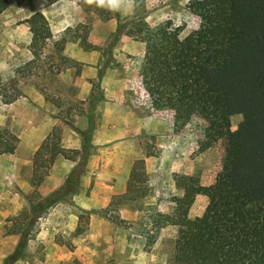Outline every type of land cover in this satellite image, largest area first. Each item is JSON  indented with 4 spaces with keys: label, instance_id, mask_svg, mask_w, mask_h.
Here are the masks:
<instances>
[{
    "label": "rangeland",
    "instance_id": "obj_1",
    "mask_svg": "<svg viewBox=\"0 0 264 264\" xmlns=\"http://www.w3.org/2000/svg\"><path fill=\"white\" fill-rule=\"evenodd\" d=\"M190 1L114 0L118 10L114 5L111 8L98 5L96 0H91L89 5L101 19H106L110 15L115 17L117 20L115 30L110 33L106 43L108 46L111 44V47H117L121 38L133 40L134 31L142 26L139 24L140 21L151 28H158L170 22L172 27L178 28L177 41L183 40L199 24L198 18L187 7ZM127 4L130 10L127 9ZM31 7L30 4H15L12 1L8 3L6 0L5 7L0 10V12L4 10L0 14V59L4 63L0 67L2 92L0 128H6L15 135L19 133L26 142L25 132L29 123L54 122L52 131L45 137L46 147L52 148L56 153L65 154L72 161V166L66 173L64 183L46 193H41L38 186L29 184L26 178L31 162L26 150L0 156V264H167L173 249L175 227L165 223L158 229L153 226L161 223L164 215L173 212L175 205L172 199L182 195L179 176H192L201 186L211 184L220 167L222 154L220 142L208 148H201L200 142L205 125L201 119L193 117L185 125H175L171 111L155 110L150 107L149 96L140 76L143 53L134 50L133 54H126L121 62H116V73L122 80V89L126 92L128 104L133 110L141 108L148 112H151V109L154 112L159 111L165 122L169 121L173 132L180 133V136L189 140V148H183L180 142L184 140H181L179 145L182 152L178 155L179 158L177 156H173L172 159L164 158L162 169L172 166L173 170L179 169L178 173L173 171L170 175L167 173L164 176L165 173L162 171L155 178H152L153 176L150 178L144 169L147 186L144 196L126 201L121 200L119 194H116L111 196L108 203H99L97 207L82 206L86 204L87 194L79 199L74 198L78 195L79 189L83 187L88 189L93 185L95 175L86 173L88 154L94 152L95 147L109 145L110 141L106 139L110 136L107 130L94 135V129L99 127L101 122L100 112L87 113L84 110L86 106L83 104L84 100L67 97L70 93L82 90L79 83H69L70 78L73 74L76 75L79 68L55 51L66 41V37L72 35L77 36L80 43V38L85 35L84 41H86L90 21L66 29L64 35L52 41L54 47L51 49L48 39L40 47L22 24L25 22L23 16L28 14ZM9 29L13 30L12 35L18 39L21 52L16 64L12 65L4 61L8 58L5 47L10 46L11 42L3 31ZM70 30L75 33H71ZM101 48L103 47H100V50ZM105 51L110 55L113 49ZM10 84L16 86L20 95L12 102L4 103L5 95L14 94V90L9 88ZM112 87H118V84H112ZM92 90L100 94L102 89L99 81L92 83ZM47 102L54 104V114L50 112L52 109L45 105ZM240 119V114L231 115L230 129H234ZM109 123L108 128H110ZM64 127L72 129L74 134L81 136L82 144L79 149L60 148L61 128ZM172 131L170 134L173 133ZM86 137L88 142L85 141ZM162 139H165V136ZM85 142L87 143L83 145ZM153 143L150 144V148L154 147ZM41 154L42 157L48 156V150L42 151ZM168 159L173 163H168ZM100 165L99 159L91 168L98 170ZM75 175L76 183H72V187L69 188L66 185L67 181H70V178L73 180ZM152 180L154 184L150 185L149 182ZM166 181L171 186L168 184L160 195L158 190L165 187L168 183ZM153 187L157 188L155 197L151 196ZM98 197L103 200L101 196ZM40 200H48V206L36 217L29 230L26 245L16 259H6L13 252L20 238L19 233L10 232L27 225L30 208H38ZM202 205V202H198L197 211L193 215L187 213L188 218L200 216L196 214L199 213ZM69 206L71 209L68 210ZM123 206L137 212L133 217L125 219L121 217L120 211ZM132 211H129V214ZM202 213L203 211L200 214ZM119 218L124 221L121 223L112 221ZM6 235L10 236L6 238Z\"/></svg>",
    "mask_w": 264,
    "mask_h": 264
},
{
    "label": "trees",
    "instance_id": "obj_2",
    "mask_svg": "<svg viewBox=\"0 0 264 264\" xmlns=\"http://www.w3.org/2000/svg\"><path fill=\"white\" fill-rule=\"evenodd\" d=\"M5 5L6 0H0V10ZM187 7L199 24L181 41L170 22L158 28L139 22L133 39L144 43L141 81L150 107L171 111L175 125L201 119L205 125L200 147L220 142L221 161L207 186L192 176H179L183 193L172 199L173 212L153 228L176 226L167 264H264V0H191ZM24 21L41 47L50 37L47 20L37 12ZM61 49L60 44L56 50ZM9 88L14 94L5 95L4 103L20 95L13 84ZM233 114L241 119L230 129ZM16 143L14 133L0 128V154L13 153ZM45 143L32 158V185H39L56 155ZM45 150L48 156L42 157ZM76 175L67 181L69 188ZM146 192L143 160L137 159L128 175V191L119 198L135 200ZM196 194L205 195L207 203L200 216L189 219ZM47 206L48 200H40L38 208H30L27 225L10 232L20 238L6 259L19 256L36 217Z\"/></svg>",
    "mask_w": 264,
    "mask_h": 264
},
{
    "label": "crops",
    "instance_id": "obj_3",
    "mask_svg": "<svg viewBox=\"0 0 264 264\" xmlns=\"http://www.w3.org/2000/svg\"><path fill=\"white\" fill-rule=\"evenodd\" d=\"M10 1L15 4L25 3L32 6L29 10L30 12L28 11V14L23 16L24 19L37 12L45 17L50 30L48 41L51 44L49 49L54 47L52 41H56L64 35L66 29L69 30L68 28H72L76 24L84 23L87 20L90 21L84 44L79 42L77 36L72 35L66 37V41L62 44V49L60 51L54 50L56 53H59L61 57H65V59L72 62V64H76L79 68L76 75L73 74L70 78L69 83H79L82 90L77 93H70L67 97L84 100L83 104H86L84 110L87 113L92 111L100 112L101 122L99 127L94 129V135L98 132L107 130L110 136L106 139V141H110L109 145L95 147L94 152L92 151L88 154L87 158L89 159L86 165V173L95 174L94 182L88 189L86 187L79 189L78 195L74 199H79V197L81 198V196L83 197L84 194H87L85 197L86 204H82V206L90 208L97 207L99 203H108L112 195L125 193L128 191L127 179L130 169L133 162L137 159L143 160L145 172L148 173L150 178L152 176V178H155L156 175L162 171L165 173L164 176H166L167 173L170 175L173 171L178 173L179 169L173 170L174 168L172 166L168 169H162V163H164V158L172 159L173 156L179 158L178 155L182 152L179 142L184 140V142L180 143L183 144V148L186 147V149H188L189 140L180 136V133L173 132L171 130V124L167 120L165 122L164 117L159 111L154 112V110L151 109V112H148L141 108L133 110L128 104L129 100L126 97V92L122 89V80L116 73V62H121L126 54H133L134 50L142 54L144 52V43L138 40L136 41L135 39L128 40L121 38L122 40H120L117 47H111V44L108 46L106 41H108L110 33L115 30L117 20L112 15L108 16L106 19L97 17L92 7L89 5L91 0H7L8 3H10ZM113 5L118 10L114 0ZM126 7L130 10L128 4ZM3 12L4 10H2L0 14ZM22 24L30 35L31 32L29 31L27 23L23 22ZM12 33L13 30L11 29L5 32L3 31V34L6 35L11 42L10 46L6 45L5 47L8 58L4 61L11 65L16 64L17 57L21 53L18 39L14 38ZM71 33L74 34L75 32L71 31ZM100 47H103L101 50L106 48L101 52ZM109 49H113L110 55L105 53V50ZM2 65H4V63L0 59V67H2ZM66 70H68V68ZM97 81H99L102 89L100 94L92 90V83H96ZM112 84H118V87H112ZM45 105L52 109L50 110L52 114L55 113V106L53 103L47 102ZM108 123L110 128H108ZM53 125L54 122L41 121L40 124H37L33 121L29 123L25 132L27 137L26 142H24L23 137H21L19 133L16 134L17 143L13 153L26 150L29 160L31 159L26 174L29 184L33 173L32 158L34 153L45 140V137L52 131ZM171 131L173 132L172 134H170ZM164 136L165 139H162ZM151 143L154 145L153 148H150ZM81 144V136L74 134L73 130H70L68 127L61 128V149L76 150L81 147ZM13 153L7 154L11 155ZM1 155L3 154H0V156ZM68 158L69 157L61 152L56 153L52 164L38 185V189L41 193H46L57 185L64 183L63 180L66 177V173L72 166V161ZM99 159L101 165L98 170H95V168L92 169L91 166ZM171 159H168V163H173ZM167 182L168 181H166V183ZM169 182L171 183V179ZM169 182L165 184L162 190H158L160 195L166 190L168 184H170ZM149 184H154V180L149 182ZM169 186H171V184ZM156 192L157 188L153 187L151 196L155 197V194L157 195ZM98 195L101 196L103 200H100ZM206 199V196L203 194H196L188 209V215H193V213L197 211V203L202 202L203 205L201 210L196 214L201 215L200 213L207 203ZM67 209L69 210L71 207L69 206ZM120 211L122 212L121 217L125 219L133 217L134 213L137 212V210L133 212L126 206H123ZM129 211L132 212L129 214ZM169 226H174V231H176L175 225L169 224ZM9 236L10 235H6V238Z\"/></svg>",
    "mask_w": 264,
    "mask_h": 264
},
{
    "label": "clouds",
    "instance_id": "obj_4",
    "mask_svg": "<svg viewBox=\"0 0 264 264\" xmlns=\"http://www.w3.org/2000/svg\"><path fill=\"white\" fill-rule=\"evenodd\" d=\"M96 3L110 8L113 7V0H96Z\"/></svg>",
    "mask_w": 264,
    "mask_h": 264
}]
</instances>
